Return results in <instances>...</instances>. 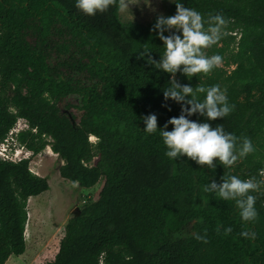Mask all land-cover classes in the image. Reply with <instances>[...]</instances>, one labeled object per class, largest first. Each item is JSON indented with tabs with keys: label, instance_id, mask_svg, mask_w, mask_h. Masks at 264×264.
<instances>
[{
	"label": "trees",
	"instance_id": "16d2710c",
	"mask_svg": "<svg viewBox=\"0 0 264 264\" xmlns=\"http://www.w3.org/2000/svg\"><path fill=\"white\" fill-rule=\"evenodd\" d=\"M180 3L201 12L206 28L214 23L208 15H223L218 41L239 34L226 64L231 70L188 76L183 65L175 73L157 67L164 51L158 33L179 32L156 28L158 17L146 25L121 22L119 0L92 16L75 0H0V143L24 119L28 128L15 140L33 155L48 147L62 179L85 189L103 181L98 198L67 220L58 251L45 264H264V0ZM175 11L172 2L167 16ZM173 83L194 91L219 85L232 106L228 115L183 114L236 137L233 165L169 159L159 132L143 131L148 115L161 129L182 114L181 105L191 107L192 94L165 98ZM203 95L197 92V101ZM70 96L78 104H66L64 112L60 103ZM244 138L254 151L241 158ZM89 155L93 165L85 164ZM28 165L0 160V264L25 252L28 200L49 189ZM230 175L258 182L254 221L241 220L235 200L204 191Z\"/></svg>",
	"mask_w": 264,
	"mask_h": 264
},
{
	"label": "clouds",
	"instance_id": "9594fccd",
	"mask_svg": "<svg viewBox=\"0 0 264 264\" xmlns=\"http://www.w3.org/2000/svg\"><path fill=\"white\" fill-rule=\"evenodd\" d=\"M115 0H75V6L83 13L92 16L97 12H105L113 5ZM176 5V11L169 16L157 18L155 27L160 25L176 29L170 36L160 35L164 43L162 59L157 67L169 73H175L179 66L183 73L191 76L194 73H209L214 67L222 63V56L219 53L205 55L202 49H207L215 44L221 36L218 33L226 25V20L222 14L208 15L207 19L213 21L205 27L204 16L201 12L191 7H184L180 0H172ZM128 0H119V9L126 10ZM204 93L202 100L197 101L196 93ZM185 94H192V99L187 103L191 105L184 108L181 105L182 114L179 117H170L163 128L157 129L156 116L148 115L144 118V130L146 133H156L165 145V155L169 159H174L178 155H186L198 165H208L214 167L213 159L218 158V162L225 167L231 166L237 161L234 153V140L236 137L231 132H225L221 125L210 126L205 122H196L186 118L183 113L189 116L194 112L203 113L208 120L223 117L229 114L232 106L225 103L226 96L221 91L219 85L212 84L205 88L198 87L195 91L191 86H180L173 83L171 87L165 89V98L171 97L177 101L184 99ZM171 124V130L167 125ZM254 151V146L248 138L243 139L242 147L239 149V156L245 157ZM259 184L253 178L241 179L236 175H230L217 185L214 181L204 186L205 192L215 190V194L224 200H235L239 208V216L243 221H254L257 216L255 207L256 196L252 192L258 190ZM240 235L247 236L244 230ZM252 235H255L253 233Z\"/></svg>",
	"mask_w": 264,
	"mask_h": 264
},
{
	"label": "rangeland",
	"instance_id": "374dc122",
	"mask_svg": "<svg viewBox=\"0 0 264 264\" xmlns=\"http://www.w3.org/2000/svg\"><path fill=\"white\" fill-rule=\"evenodd\" d=\"M128 7L119 11V20L123 23L136 22L148 24L154 18L168 15L172 0H128ZM235 35V32H230ZM227 39L226 43L217 41L204 50L205 55L221 52L222 63L219 67L231 70L227 67L230 53L236 52L237 41ZM222 48V50H220ZM66 104L77 105L78 98L70 96L60 103L62 111L67 112ZM91 142L95 141L90 137ZM96 158L89 155L85 164L93 165ZM60 161L48 147L37 155H32L29 160V168L33 173L47 178L49 189L36 197L28 200V219L25 226V252L18 257H10L5 264H45L53 260L58 251L59 241L64 235V227L67 220L87 200H96L102 188L103 181L100 180L92 188H81L76 183L62 179L58 173ZM262 186H264V172L261 173ZM188 232V228L183 231Z\"/></svg>",
	"mask_w": 264,
	"mask_h": 264
},
{
	"label": "built area",
	"instance_id": "2783aa9c",
	"mask_svg": "<svg viewBox=\"0 0 264 264\" xmlns=\"http://www.w3.org/2000/svg\"><path fill=\"white\" fill-rule=\"evenodd\" d=\"M26 128H28L26 121L19 119L10 129L7 138L0 143V160L8 162L30 160L33 153L15 140L17 133ZM29 170L32 172L30 168Z\"/></svg>",
	"mask_w": 264,
	"mask_h": 264
}]
</instances>
